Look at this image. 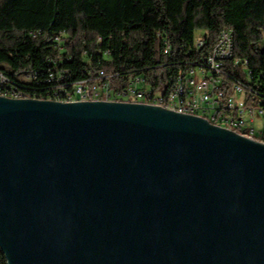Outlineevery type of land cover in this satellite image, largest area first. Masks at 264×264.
<instances>
[{
  "label": "water",
  "instance_id": "1",
  "mask_svg": "<svg viewBox=\"0 0 264 264\" xmlns=\"http://www.w3.org/2000/svg\"><path fill=\"white\" fill-rule=\"evenodd\" d=\"M7 264H264V143L127 102L0 97Z\"/></svg>",
  "mask_w": 264,
  "mask_h": 264
},
{
  "label": "trees",
  "instance_id": "2",
  "mask_svg": "<svg viewBox=\"0 0 264 264\" xmlns=\"http://www.w3.org/2000/svg\"><path fill=\"white\" fill-rule=\"evenodd\" d=\"M199 28L208 31L205 48L222 29L233 30L237 52L248 57L264 95V0H0V66L15 74L46 68L47 58L57 56L52 40L65 30L61 65L74 79L103 67L117 78L143 74L153 88L168 90ZM156 30L169 35L170 56L162 53ZM98 49L109 50L110 58ZM0 264H7L1 248Z\"/></svg>",
  "mask_w": 264,
  "mask_h": 264
},
{
  "label": "built area",
  "instance_id": "3",
  "mask_svg": "<svg viewBox=\"0 0 264 264\" xmlns=\"http://www.w3.org/2000/svg\"><path fill=\"white\" fill-rule=\"evenodd\" d=\"M155 34L162 53L170 56L169 35L160 30ZM67 36V32L61 30L53 38L57 56L47 58L46 68L15 74L13 69L1 65L0 97L143 104L201 117L210 124L264 143V95L260 93L257 80L253 81L248 57L237 52L231 28L222 29L210 48H205L208 31L195 29L187 47L185 67L170 78L168 90L153 88L143 74L117 78L116 72H108L103 67L93 73L85 70V76L74 79L71 69L61 65ZM98 44H101L100 36ZM97 51L102 59L110 58L109 50ZM32 83L41 89L31 90L29 84Z\"/></svg>",
  "mask_w": 264,
  "mask_h": 264
}]
</instances>
